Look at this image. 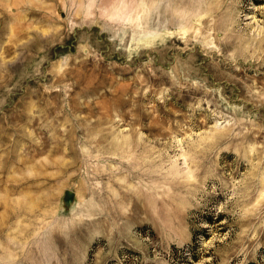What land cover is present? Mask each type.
Instances as JSON below:
<instances>
[{
	"label": "rangeland",
	"instance_id": "obj_1",
	"mask_svg": "<svg viewBox=\"0 0 264 264\" xmlns=\"http://www.w3.org/2000/svg\"><path fill=\"white\" fill-rule=\"evenodd\" d=\"M0 264H264V0H0Z\"/></svg>",
	"mask_w": 264,
	"mask_h": 264
},
{
	"label": "water",
	"instance_id": "obj_2",
	"mask_svg": "<svg viewBox=\"0 0 264 264\" xmlns=\"http://www.w3.org/2000/svg\"><path fill=\"white\" fill-rule=\"evenodd\" d=\"M72 196H73V191H71V190H67V191H66V197H67L68 199H70Z\"/></svg>",
	"mask_w": 264,
	"mask_h": 264
}]
</instances>
